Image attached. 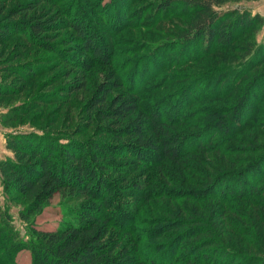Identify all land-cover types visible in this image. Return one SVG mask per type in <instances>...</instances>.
Returning <instances> with one entry per match:
<instances>
[{
	"label": "trees",
	"instance_id": "16d2710c",
	"mask_svg": "<svg viewBox=\"0 0 264 264\" xmlns=\"http://www.w3.org/2000/svg\"><path fill=\"white\" fill-rule=\"evenodd\" d=\"M57 1L38 0L52 5ZM241 1L258 0H162L159 7L168 11L179 4L181 13L192 18L180 45L192 51L203 48L207 55L223 54L263 25L260 16H252L246 9L223 7ZM38 8L32 3L14 10L0 8V46L21 36L33 46L57 52L48 34L57 33L64 22L33 14ZM66 25L86 54L109 64L107 49L91 26ZM262 44L238 47L240 64L220 72L208 84L229 89L240 83L264 65ZM14 62L0 63V72L23 76L24 71L33 74L39 68L33 67V61ZM201 83L199 80L197 86ZM111 85H101L88 103L90 124H95L94 119L101 121L93 138L59 142L33 133L6 138L13 157L0 162V174L5 190L23 202L20 217L24 221L40 214L57 194L87 203L71 213L78 222L69 217L54 232L38 230L33 243L14 241L18 232L12 225L13 216L0 207V238L7 242L5 246L14 254L30 251L35 264H264V247L241 239H253L248 232L254 229L264 244V145L238 137L256 125L249 115L255 112L252 96L264 86V72L253 75L234 106L208 112L202 116L207 123L192 127L187 124V114L194 113H186L189 107L172 115L168 107L166 112L160 109L161 100L142 105L134 84L127 90L121 87L122 93L109 101L115 88ZM3 87L0 85V92ZM192 90L193 85L184 89L183 97L190 98L186 93ZM101 136L115 142L99 139ZM244 142L259 157L250 162L234 159L238 151L240 156L248 154L245 146L235 151L236 144ZM257 166L263 170L250 182ZM139 170H147L150 178L130 179ZM159 201L168 204L162 211L165 216L148 218L152 202ZM245 241L257 253L241 249ZM0 264L10 263L0 259Z\"/></svg>",
	"mask_w": 264,
	"mask_h": 264
},
{
	"label": "rangeland",
	"instance_id": "374dc122",
	"mask_svg": "<svg viewBox=\"0 0 264 264\" xmlns=\"http://www.w3.org/2000/svg\"><path fill=\"white\" fill-rule=\"evenodd\" d=\"M160 1L162 0H59L52 5L38 0H0V8L8 10H14L19 5L36 4L39 8L33 14L38 13L44 19L64 22L57 33L48 34L52 37L51 42L57 52L33 46L21 36L13 37L9 43L0 46V63L33 61V67H39L33 74L24 71L23 76L8 71L0 72V85L4 86L0 93L7 92L0 94V162L6 157H13V153L6 147V138L11 134L33 133L44 138L52 137L59 142H66L74 137L79 141L93 138L101 121L94 119L95 124H90L88 103L98 93L100 86L107 82L112 83L111 86L120 83L115 88L112 87L114 92L109 96V101L120 95L122 88L127 90L130 84H134L140 90L138 97L143 98L142 105L161 100L163 105L160 109L166 112L165 108L168 107L172 115H178L179 109L185 111L189 107L186 113L194 112L186 116L189 117L187 124L191 127L207 123L209 120L202 116L208 112L234 106L237 98L241 97L242 88L253 75L264 72V65L229 89L225 85L218 89L208 83L220 72H228L240 64L242 58L239 55L242 52L238 47L247 44L256 47L264 42V0L225 4L223 7L226 10L246 9L252 16H260L263 25L238 40L229 52L209 55L202 52L203 48L201 51H192L180 45V37L186 32L192 18L181 13L183 8L179 4L167 11L159 7ZM70 22L92 27L99 43L107 49L109 64L103 65L84 52L74 31L66 25ZM262 55L264 54L260 53V57ZM126 77L127 81H124ZM199 80L202 83L197 86ZM192 85L193 90L186 94L193 101L183 97L184 89ZM180 93L182 98L177 99ZM213 94L215 99L211 96ZM252 97V106L256 109L249 117L252 116L256 125L254 128L249 127L238 137H246L254 143L264 145V86L254 91ZM161 110L160 116L164 117ZM166 115L171 116L169 113ZM191 116L194 117L190 118ZM99 139L115 142L107 136ZM245 144L237 143L235 151L245 146L249 155L240 156L238 151L233 156L234 159L243 158L250 162L259 157L260 154L252 155ZM260 170H263L262 166L255 168L250 182L257 179ZM186 176L196 180L194 175L187 173ZM118 177L122 175L114 176L113 179L116 181ZM134 178L145 180L150 178V174L147 170H139L137 174L130 176V179ZM66 195L57 194L40 214H34L30 220L24 221L20 217L23 202H19L14 193L5 190L0 174V207L2 210L8 209L13 216L12 225L15 226V232H18V238L14 241L33 243L38 238V230L54 232L69 217L77 221L71 213L87 201L79 198L72 200ZM152 203V209L147 212L148 218L164 217L162 211L168 204L164 201ZM147 210L146 206L143 211ZM262 213L264 214V210ZM253 231L254 229H250L248 233L252 232L255 241L247 236H242L241 239L264 247L263 240H259ZM6 243L0 238L1 260L10 264H35L30 251L14 254V251L5 246ZM248 244V241L242 243L241 249L257 253Z\"/></svg>",
	"mask_w": 264,
	"mask_h": 264
}]
</instances>
